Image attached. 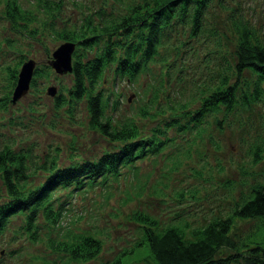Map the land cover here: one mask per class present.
<instances>
[{
    "label": "trees",
    "instance_id": "16d2710c",
    "mask_svg": "<svg viewBox=\"0 0 264 264\" xmlns=\"http://www.w3.org/2000/svg\"><path fill=\"white\" fill-rule=\"evenodd\" d=\"M37 2L43 10L59 6L54 0ZM3 5V14L12 24L16 16L24 17L15 0H4ZM124 5L114 14H107L101 8L89 10L74 28L50 25L47 31L50 36H60L61 40L70 39L75 46L71 55L72 68L68 72L71 83L54 97V108L63 104L69 110L84 99L87 127L114 143L113 147L104 148L92 159L75 154L65 155L67 159L60 161L54 145V152L37 155L33 151L34 143H19L14 147L10 140H0V237L5 231L15 229L17 234L24 233L34 243L41 239V226L55 229L45 240L56 255L51 259L40 257L27 264H60L58 256L82 262L96 258L102 247L99 236L89 231H71L69 226L60 224L73 207L71 198L85 195L95 187L108 191L107 187L116 183L118 177H125L127 173L133 176L137 158L144 159L147 153L159 154L172 140L166 134L168 128L174 126L181 132L190 129L195 133H188L198 136L203 131L201 118L208 112L224 117L236 105L244 107L260 100L263 91L260 83H264V29L255 27L243 15L239 0H137ZM206 14L222 19L225 31L230 32V43L224 39L225 31L207 28ZM175 23L187 25L188 36L206 32L213 34L214 39L211 48L207 47L215 55L212 80L188 102L171 98V94L163 90L161 77L149 69L166 33L164 26ZM43 29L39 31L34 25L26 37L29 41L37 38L42 42L45 39ZM23 42L8 43L13 54L22 53ZM16 61L14 64L5 60L0 63V109L13 103L10 95L16 83ZM106 68H111L112 79L124 76L130 83H136L142 72L149 74L141 92L150 89L151 96L140 103L137 112L140 116L153 117L150 109L163 112L166 106L171 111L161 125L144 132L131 116L119 120L106 112L110 90L107 93L101 90ZM47 69L43 64L41 69L39 66L33 71L27 92L30 86L36 89L37 72ZM244 72L252 74L254 82L249 90L246 88L237 95L238 86L248 81ZM136 92L138 94L137 89ZM190 101L196 106L191 108ZM28 107L32 108L30 104ZM180 115H184V119ZM15 117L10 115L6 120L12 122ZM216 122L220 124V119ZM262 150L259 143L254 142L248 150L249 160L264 164ZM251 175L248 188L233 198L229 210L215 213L200 223L174 219V216L168 222L158 221L142 209L129 211L127 218L137 224L139 236L130 242V247L122 248L109 264H264V165L258 175L254 171ZM181 190L177 189L175 195L180 197ZM159 192L161 190L155 193ZM14 219L15 224L12 223ZM235 220H246L245 230L234 232ZM15 251L19 250L13 248L7 254L12 256ZM132 254L141 262H134Z\"/></svg>",
    "mask_w": 264,
    "mask_h": 264
},
{
    "label": "rangeland",
    "instance_id": "374dc122",
    "mask_svg": "<svg viewBox=\"0 0 264 264\" xmlns=\"http://www.w3.org/2000/svg\"><path fill=\"white\" fill-rule=\"evenodd\" d=\"M3 1L0 0V63L5 60L6 63L14 64L17 60V70L20 62L29 56L35 59L33 69H39V66L41 69L43 64L48 69L43 73L37 72L34 82L36 89L30 86L28 92L26 90L13 103L0 109V140H10L14 147L19 143H34L33 151L37 155L54 152V145L58 148L55 152L59 154L57 158L60 161L67 159V155L72 157L75 154L92 159L104 148H112L114 143L87 127L84 99L69 110L63 104L54 108V97L60 90L65 91L72 79L68 73H56L46 62L61 38L50 36L47 31L50 25L74 28L89 10L101 8L107 14H114L123 9L124 4L135 3L137 0H54L59 6L52 10L47 7L43 10L37 0H15L24 17L16 16L14 24L3 14ZM239 2L243 15L255 27L264 29V0ZM206 18L207 28L213 27L224 33L226 28L218 15L212 18L206 14ZM34 25L39 31L44 27L41 31L45 33V39L42 42L37 38L30 42L26 37ZM164 29L166 33L161 39L162 44L157 48L159 53L154 55L149 69L161 77L163 90L168 91L171 98L188 102L195 99L199 89H203L212 80L216 68L215 55L207 47L211 48L214 42L213 34L204 32L200 36H188V27L183 23H175L166 28L164 26ZM225 32L224 39L230 43V32ZM177 38L185 42L179 43ZM17 40L23 44L25 41V46L20 48L22 53L13 54L8 43L13 45ZM103 75L105 78L101 81V90L105 93L110 90L106 112L112 117L121 120L124 116H131L145 132L155 125H161L164 118L169 116L167 114L171 110L166 106V112H153L150 109L149 113L153 117L148 114L140 116L137 112L140 103L151 96L150 89L141 92L148 73L139 74L136 83H130L124 76L112 79L111 68H106ZM243 75L248 81L246 85L243 83L238 86L237 95L246 88L249 90L254 82L252 74L244 72ZM49 83L55 86L53 94L44 90ZM260 85L263 90L260 100L251 101L244 107L236 105L224 117L223 114L211 112L203 116L200 123L203 131L198 136L188 133L193 132L190 129L181 132L176 131L174 126L168 128L166 134L172 140L167 142L165 148L157 155L147 153L144 159L137 158L134 175L127 173L125 177H118L116 183L107 187L108 191L95 187L94 190H87L85 195L71 198L73 207L61 219V226H69L71 231H89L99 236L102 247L97 257L87 262L73 261L62 256L56 257L58 262L109 264L122 248L130 247V242L139 236L137 224L127 218L131 210L150 212L158 221L168 222L174 216V219H185L192 223H200L215 213L229 210L233 198L248 188L247 182L253 178L251 173L254 171L258 175L264 165L250 161L248 152L254 142L259 143L264 152V83ZM115 98L114 105L110 107ZM190 102L191 108L196 106L194 101ZM29 104L32 108L28 107ZM10 115H16L12 122L6 120ZM184 117L181 116L182 119ZM216 119H220V124ZM180 188L181 196L178 197L174 192ZM159 190L161 192L155 193ZM15 220L12 223L15 224ZM247 223L246 220H235L234 232L245 230ZM51 229L41 226V239L34 243L24 233L17 234L15 229L5 231L0 237V264H27L40 257L53 258L56 254L47 247L45 240L55 232V229ZM58 231L62 233L60 228ZM13 248L19 251L9 256L7 252ZM132 257L134 262H141L137 261V255L132 254ZM150 261L147 260L148 263Z\"/></svg>",
    "mask_w": 264,
    "mask_h": 264
},
{
    "label": "water",
    "instance_id": "95a60500",
    "mask_svg": "<svg viewBox=\"0 0 264 264\" xmlns=\"http://www.w3.org/2000/svg\"><path fill=\"white\" fill-rule=\"evenodd\" d=\"M74 42L70 39L60 40L56 43L54 48L50 52V56L47 59V62L51 65L56 73L58 72H68L71 67L70 62V52L74 48ZM34 59L29 56L22 61L16 71V78L13 87L12 93L10 95L11 102H14L19 95H22L26 92L28 82H30V76L33 71ZM46 93H54L55 86L48 84L45 88Z\"/></svg>",
    "mask_w": 264,
    "mask_h": 264
}]
</instances>
